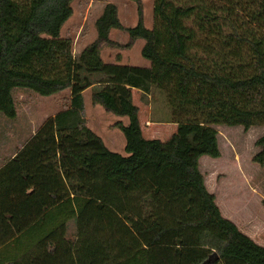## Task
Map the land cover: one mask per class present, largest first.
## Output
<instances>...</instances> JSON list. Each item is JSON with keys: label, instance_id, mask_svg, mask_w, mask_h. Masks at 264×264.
I'll list each match as a JSON object with an SVG mask.
<instances>
[{"label": "trees", "instance_id": "16d2710c", "mask_svg": "<svg viewBox=\"0 0 264 264\" xmlns=\"http://www.w3.org/2000/svg\"><path fill=\"white\" fill-rule=\"evenodd\" d=\"M71 3L0 0V111L16 115L14 87L69 88L0 165V264H264V245L221 213L199 169L201 155H220L215 125L264 124V0H154L152 27L124 26L109 1L77 56L60 34ZM111 28L127 31L126 45L143 38L150 65L104 61L102 44H118ZM87 87L128 116L116 122L126 154L87 125ZM133 87L164 94L176 123L167 139L142 134ZM255 143L264 164V134Z\"/></svg>", "mask_w": 264, "mask_h": 264}, {"label": "rangeland", "instance_id": "374dc122", "mask_svg": "<svg viewBox=\"0 0 264 264\" xmlns=\"http://www.w3.org/2000/svg\"><path fill=\"white\" fill-rule=\"evenodd\" d=\"M109 1L116 4L118 17L124 26L136 24L141 17L146 27H152L154 0H140L139 5L134 0H72V13L62 24L60 34L71 38L75 56L97 38L95 20ZM108 36L118 44H102L100 55L104 61L150 65V60L141 54L143 38H134L126 45L130 41L129 34L119 28H111ZM12 94L16 115L9 117L0 111V163L17 149L16 145L24 141L35 127L66 104L69 88L43 95L27 87H14ZM144 94L132 93V100L139 107L142 134L165 140L175 131L176 124L167 120L171 119V113L164 94L157 88ZM84 101L87 109L93 106L91 90L84 94ZM94 108L96 110L84 112L87 125L102 137L110 149L126 154L125 136L116 122L120 120L126 124L128 116L116 114L99 103ZM215 128L218 131L220 155L203 154L199 157V169L204 175L206 187L215 194L221 213L264 245V164L252 159L260 148L255 140L264 134V124L251 125L247 129L240 124H217ZM74 228L71 221L68 235L73 236ZM31 239V236H22L19 242ZM17 244L16 240V252ZM7 248L0 250L1 256H6Z\"/></svg>", "mask_w": 264, "mask_h": 264}, {"label": "crops", "instance_id": "0c3cea01", "mask_svg": "<svg viewBox=\"0 0 264 264\" xmlns=\"http://www.w3.org/2000/svg\"><path fill=\"white\" fill-rule=\"evenodd\" d=\"M88 90H91V87H87L86 89H84L83 91H82V94H83V113L85 112V110H96L94 107H95V104H97V103H94V102H92L93 104H91V105H93V106H90L88 109H87V107H86V103H85V101H84V94L86 93V91H88ZM133 92H136V93H138V94H144L139 88H136V87H133L132 88V93ZM144 95H146V94H144ZM66 105H64L63 107H65ZM138 106V105H137ZM62 107V108H63ZM138 110H139V107H138ZM85 115V114H84ZM85 118H86V123H87V117L85 116ZM169 122H171V123H173V124H176L175 122H173V121H169ZM123 123V122H122ZM148 123H149V121H148ZM149 125V124H148ZM38 128V126L37 127H35L32 131H31V133L26 137V139L24 140V141H22L21 143H18V145H16L17 146V149L19 148V147H21L22 146V144L35 132V130ZM16 149V150H17ZM15 150V151H16ZM14 151V152H15ZM14 152L10 155V156H12L13 154H14ZM9 156V157H10ZM2 163H3V161H2ZM2 163H0V165L2 164ZM249 235V234H248ZM253 235V234H252ZM252 235H249V236H251L252 238H253V236Z\"/></svg>", "mask_w": 264, "mask_h": 264}]
</instances>
